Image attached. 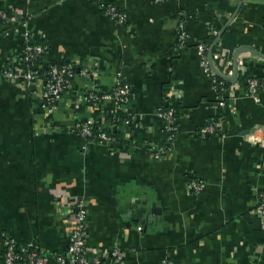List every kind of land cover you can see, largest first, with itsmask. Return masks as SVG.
I'll return each mask as SVG.
<instances>
[{
  "label": "crops",
  "instance_id": "1",
  "mask_svg": "<svg viewBox=\"0 0 264 264\" xmlns=\"http://www.w3.org/2000/svg\"><path fill=\"white\" fill-rule=\"evenodd\" d=\"M220 1L0 0L8 17L0 23V69L20 56L26 32L42 37L41 67L65 61L93 69L90 78L75 77L51 114L40 106V82L29 89L0 82V236L47 257L64 254L82 204L87 253L97 264H264V234L248 220L257 219L255 195L264 190V86L257 101L245 86L263 80L264 61L239 54L245 74L218 105L196 46L232 17ZM227 1L236 10L239 0ZM101 3L126 22L108 19ZM228 28L264 56V0H242ZM222 50L219 63L232 68L233 52ZM117 73L132 90L122 112L128 124L111 121V100H83L90 89L109 93ZM161 108H171L178 124L170 145ZM85 120L115 141L85 145L73 129ZM209 123L219 132L202 138ZM191 179L205 190L189 192ZM137 200L160 209L153 224L146 215L133 222ZM115 246L124 259L103 258Z\"/></svg>",
  "mask_w": 264,
  "mask_h": 264
},
{
  "label": "built area",
  "instance_id": "2",
  "mask_svg": "<svg viewBox=\"0 0 264 264\" xmlns=\"http://www.w3.org/2000/svg\"><path fill=\"white\" fill-rule=\"evenodd\" d=\"M154 3L165 2L167 0H151ZM100 8L103 14L111 21L117 24L123 25L126 22L127 16L125 13L118 10L115 6L107 3H101ZM7 14L0 11V23L7 22ZM212 36H217L216 30L211 31ZM41 36L36 33L26 32L23 35V48L20 56L0 69V82L18 83L23 87L29 89L33 87L36 82L41 83V91L39 94L40 106L48 114H51L55 108L54 103L59 102L63 95L71 89L72 82L75 77L80 76L82 78L92 77L93 69L88 65H83L78 68L73 62L61 61L62 64H51L47 67V70L40 72L43 69L35 62L44 54L45 48L40 44H34L33 41L41 40ZM186 33L181 32L178 35L179 45L182 47L185 45ZM218 46V45H217ZM209 45L199 43L196 46V53L199 58L200 66L206 75L213 82V88L218 95V105L222 106L225 99L233 94L231 85L225 87L226 82L218 79L209 67L207 53ZM224 50L212 55V61L215 68L223 75H231V63H228V67H224L219 61L222 59ZM217 62V64L215 63ZM237 74L241 78L245 74V64L240 59H237ZM246 94L254 99L258 100L259 89L264 86V78L262 82L256 79H245ZM237 88V87H236ZM132 90L128 84H126L120 73L116 74V79L111 91L107 94L98 95L91 89L87 92L83 100L86 103H93L103 99H109L113 103L114 113L121 111L128 104L131 97ZM157 117L163 122L164 132L166 134L167 144H171L173 138L178 131V124L171 108H161L158 111ZM130 120L123 119L120 121L122 124H128ZM97 125L92 120H85L77 122L73 129L76 136H78L85 145L98 144L106 146L115 141L114 134L109 136L100 127L96 128V132H93V127ZM98 126V125H97ZM114 130H116L114 128ZM219 132L217 126L214 123H209L199 130V135L202 138H207L211 135H216ZM148 149H152L151 144L146 143ZM84 148V147H83ZM165 149V148H164ZM163 150H157V154H161ZM156 154V155H157ZM187 190L193 194H200L206 188L205 183L200 180L191 179L187 182ZM256 197V209L255 215L260 220V232L264 234V190L259 191L255 195ZM74 222L72 226L67 229V245L64 254H55L51 257H47L36 246L32 245H18L15 240L5 236H0V264H97L100 260L95 258L90 260L87 249V210L82 204H77L73 211ZM112 258L116 261H122L124 259L123 251L118 247H113L109 252H105L104 257Z\"/></svg>",
  "mask_w": 264,
  "mask_h": 264
},
{
  "label": "trees",
  "instance_id": "3",
  "mask_svg": "<svg viewBox=\"0 0 264 264\" xmlns=\"http://www.w3.org/2000/svg\"><path fill=\"white\" fill-rule=\"evenodd\" d=\"M218 9L222 13H229V14H233L234 11H235V8L232 7L227 0H221L220 3H219ZM222 21H223L222 22L223 24H226V22H227V20H224V19H222ZM215 38H216L215 36L210 35L207 38V40L205 41V44L211 46V44L213 43ZM33 43L34 44H40L41 46H43L45 48V45L43 44V42L41 40H35V41H33ZM249 45H251L250 41L242 33L232 31V30H230L228 28L223 33V35L221 36L218 46H216L214 48L213 54H216L217 52H219V50H222V49L228 50L230 53H232L234 50H236L239 47L249 46ZM44 53H45V51H44ZM42 56L35 62V64H37V65L41 64ZM215 63L217 64L216 61H215ZM58 64H62V62L55 63V65H58ZM48 66H44L43 69L40 70V72L43 74V72H45V70H47ZM260 82H262V81L260 80ZM229 85L230 84H227V83L224 84L225 87H229ZM57 103L58 102L54 103L55 107H56ZM111 118H112L111 121L116 123V122H120L124 117H123V113L121 111H118V112L114 113ZM97 127H98L97 125H95L93 127V132H96V128ZM200 129H202V128H200ZM102 130H104L109 136H111V134H112L111 132L112 131H109L108 129H102ZM165 138H166V136H165ZM136 141L138 143H141L143 140L142 139H137ZM257 219L255 217L251 216L248 220H249L250 224L259 225V230H260V220L259 219L257 220ZM252 227H254V225H252Z\"/></svg>",
  "mask_w": 264,
  "mask_h": 264
},
{
  "label": "water",
  "instance_id": "4",
  "mask_svg": "<svg viewBox=\"0 0 264 264\" xmlns=\"http://www.w3.org/2000/svg\"><path fill=\"white\" fill-rule=\"evenodd\" d=\"M241 1L242 0H239L238 6H237L235 12L233 13L232 17L230 18V20H228L226 25L220 30V32L216 36L215 40L213 41V43L209 47L208 53H207V59H208L209 67L211 68L212 72L215 74V76L218 79L226 82L227 84L235 83L238 80L237 59H238L239 54L247 52V53L251 54L252 56H255V57L264 61V56L260 55L255 49H253L252 47H248V46H242V47H239L233 51V54H232L233 65H232V71H231L230 76H226V75L221 74L215 68V66L213 64V61H212L213 50L219 44L221 36L226 31V29L229 27V24L233 21L236 14L238 13L240 5H241ZM135 205H136V209H137L136 213H135V218L133 220V222L135 224L140 223L139 219L142 218V216H144V215H146V217H147L146 219H147L148 224H153L155 221V217L160 215V213H161L160 209L154 207V205H151L152 208L148 209V203L145 201L137 200L135 202Z\"/></svg>",
  "mask_w": 264,
  "mask_h": 264
}]
</instances>
